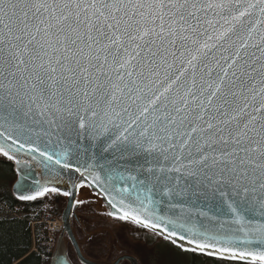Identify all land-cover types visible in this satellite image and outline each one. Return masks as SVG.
Here are the masks:
<instances>
[{
    "label": "snow or ice",
    "instance_id": "snow-or-ice-1",
    "mask_svg": "<svg viewBox=\"0 0 264 264\" xmlns=\"http://www.w3.org/2000/svg\"><path fill=\"white\" fill-rule=\"evenodd\" d=\"M0 159L84 231L100 202L177 256L264 264V0H0ZM68 238L54 264H136Z\"/></svg>",
    "mask_w": 264,
    "mask_h": 264
},
{
    "label": "rangeland",
    "instance_id": "rangeland-1",
    "mask_svg": "<svg viewBox=\"0 0 264 264\" xmlns=\"http://www.w3.org/2000/svg\"><path fill=\"white\" fill-rule=\"evenodd\" d=\"M90 195L86 190L81 194L79 198L83 199L85 196ZM43 203L35 213H31L29 220L32 222L35 219H39L43 212H49L50 214L60 217L61 210L58 209L60 204H65L64 200L61 198L59 200L55 198H44ZM47 203V204H46ZM44 204V206H43ZM45 207V208H44ZM103 209V206L100 202L93 203L90 207H86L84 210L76 211L77 217H84L88 221V230L84 231L85 224L84 220H77L75 224V236L77 241L80 243L81 252H84V240L92 236L96 233H99L101 230H106L113 235H118L119 238L125 242L124 251L130 255L131 257L138 259L140 264H190L191 258L190 256L183 255L177 256L174 253V250L169 246H164V244H159L157 249L158 257L154 251L153 247L150 248L148 246L152 244V240L145 239V234L142 230L136 229L133 225L116 223V222H108L106 218L98 215V213ZM5 216H16V217H24L25 215L22 212L17 210L8 211L2 207H0V217ZM30 222V226H31ZM35 227L31 226L33 230ZM74 230V229H73ZM68 243V242H67ZM121 252L119 249L115 250L112 253L113 259L117 255H120ZM90 258V257H86ZM45 259L44 261H46ZM45 264V263H44ZM96 264H111L110 261L107 260L105 256H101L100 259L96 262ZM123 264H128L127 261L123 262Z\"/></svg>",
    "mask_w": 264,
    "mask_h": 264
},
{
    "label": "trees",
    "instance_id": "trees-1",
    "mask_svg": "<svg viewBox=\"0 0 264 264\" xmlns=\"http://www.w3.org/2000/svg\"><path fill=\"white\" fill-rule=\"evenodd\" d=\"M12 162L0 159V207L22 212L24 217H0V264H43L40 252H32L29 217L35 213L42 199L22 203L12 196V186L16 181ZM26 249V250H25ZM160 257V256H159ZM190 264H213L204 257H191ZM47 262H45L46 264Z\"/></svg>",
    "mask_w": 264,
    "mask_h": 264
},
{
    "label": "built area",
    "instance_id": "built-area-1",
    "mask_svg": "<svg viewBox=\"0 0 264 264\" xmlns=\"http://www.w3.org/2000/svg\"><path fill=\"white\" fill-rule=\"evenodd\" d=\"M31 226L35 227L31 229V251L40 252L42 260L47 259L55 245L56 235L61 230L62 223L58 217L46 210L39 219L31 222Z\"/></svg>",
    "mask_w": 264,
    "mask_h": 264
},
{
    "label": "flooded vegetation",
    "instance_id": "flooded-vegetation-1",
    "mask_svg": "<svg viewBox=\"0 0 264 264\" xmlns=\"http://www.w3.org/2000/svg\"><path fill=\"white\" fill-rule=\"evenodd\" d=\"M86 190H84L85 192ZM83 193V192H82ZM90 194V193H89ZM63 199L64 200V203L65 204H60L58 209L61 210V214L63 213L65 207H66V204H67V199L64 198V197H56L57 200L59 199ZM75 216H76V213H75ZM77 217V216H76ZM68 223H69V226H70V229H71V232L73 233V235H75V224L77 223V220L74 219L73 215H72V212L71 210L69 211L68 213ZM123 224H128V223H123ZM131 225V224H130ZM74 229V230H73ZM76 237V236H75ZM77 240V239H76ZM68 242V243H67ZM151 247H153V251L154 253L158 256V245L159 244H164V242L161 240V241H152V244L148 243ZM71 246V242L68 238V234L67 232H65L64 230H61L60 233L58 234L57 236V242H56V245H55V248L49 258V260H47V263L46 264H54V261H55V255L56 253L58 252V249L66 252L68 250V248ZM159 257V256H158ZM137 264H140V262L138 261V259H135ZM128 263V262H127ZM129 264V263H128Z\"/></svg>",
    "mask_w": 264,
    "mask_h": 264
},
{
    "label": "water",
    "instance_id": "water-1",
    "mask_svg": "<svg viewBox=\"0 0 264 264\" xmlns=\"http://www.w3.org/2000/svg\"><path fill=\"white\" fill-rule=\"evenodd\" d=\"M13 165H14V164H13ZM14 167H15V165H14ZM13 185H14V184H13ZM12 188H13V186H12ZM67 203H68V202H67ZM101 204H102V203H101ZM102 206H103V205H102ZM69 211H70V209L67 208V204H66V207H65L63 213L61 214V221H62V224H63V230H64L65 232H67V234H68V231L71 230V229H70V226H69V223H68V213H69ZM70 242H71V241H70ZM131 258H132V260L136 261L135 258H133V257H131ZM127 262L130 264L129 261H127ZM136 264H137V262H136Z\"/></svg>",
    "mask_w": 264,
    "mask_h": 264
}]
</instances>
